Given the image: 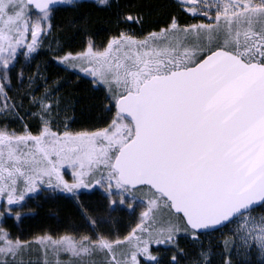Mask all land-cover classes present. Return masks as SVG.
Here are the masks:
<instances>
[{
	"label": "snow or ice",
	"instance_id": "snow-or-ice-1",
	"mask_svg": "<svg viewBox=\"0 0 264 264\" xmlns=\"http://www.w3.org/2000/svg\"><path fill=\"white\" fill-rule=\"evenodd\" d=\"M64 5L0 0V216L43 194L79 222L34 241L0 227V264H264V132L245 143L264 124V0L118 4L99 42L74 19L81 47L50 49L52 76L31 61ZM138 205L126 234L105 230Z\"/></svg>",
	"mask_w": 264,
	"mask_h": 264
},
{
	"label": "trees",
	"instance_id": "trees-1",
	"mask_svg": "<svg viewBox=\"0 0 264 264\" xmlns=\"http://www.w3.org/2000/svg\"><path fill=\"white\" fill-rule=\"evenodd\" d=\"M140 2L141 0H108L110 7L104 8L103 6H98L96 1H84L79 8H73L71 7V1H65V5L57 10L55 16V23L60 27L53 29L45 42L44 48L41 49V54L31 61V65L34 67L38 66L39 71L44 74L55 76V74L59 73L61 76H66L67 73L61 71L62 66L56 64V58L53 57L50 49H55L65 42L69 44V49L66 50L80 49L82 43L81 35L76 33L74 29L71 32L68 30L69 22L74 19H77L78 23H83L84 20L89 21L87 24L88 31L95 34L96 40L99 42L107 34L106 30L113 26L109 21L115 20L116 5L135 7ZM79 13L84 14L82 19H78ZM9 126L18 127L16 124H10ZM84 199L94 203L98 196L84 197ZM16 210L21 212L20 218L16 221L14 220L16 218L15 212L11 219L5 217L7 224L5 229L6 232L11 234L12 238H18L17 236L22 233L28 234L26 238L29 240L25 238V241H33L31 239L36 238L38 235L35 233L40 231L46 234L63 233L70 222H79V218L75 216V209L72 207L71 201L66 200L63 196H54L47 199L44 198L43 194L39 197L32 196L22 202V206ZM138 212V208L136 212L116 209L111 213L112 220L105 226V230L110 229L114 238H120L133 225ZM15 230L18 233H14ZM202 240L205 245H208L210 241L213 245L217 242L221 245L223 244L220 232L202 237ZM181 247L188 252L192 250L191 245L183 240H181ZM153 251L154 254L158 251L164 257L170 258L172 255L170 250H166L163 247L158 250L154 247ZM32 260L35 261L36 259ZM218 260L219 256L217 255L216 261L218 262ZM181 264H188L187 259L181 261Z\"/></svg>",
	"mask_w": 264,
	"mask_h": 264
},
{
	"label": "rangeland",
	"instance_id": "rangeland-1",
	"mask_svg": "<svg viewBox=\"0 0 264 264\" xmlns=\"http://www.w3.org/2000/svg\"><path fill=\"white\" fill-rule=\"evenodd\" d=\"M70 172H71V169H65V173H66V175H69V178H70ZM137 208L139 209V211L141 210V207L138 205L137 206ZM14 212L15 211H13V213H12V215H14ZM16 217V216H15ZM14 220L16 221V220H18L17 218H14ZM0 221H2V222H0V227H2L5 231H6V229H5V225H7L6 224V221H5V217H3V216H0ZM228 227H232V225H229ZM227 228H224L222 231L223 232H225V233H227ZM14 233H18V231L17 230H15V232ZM30 234V233H29ZM35 234H38L37 235V237H39V236H41V234H46V233H41V231L40 232H37V233H35ZM28 234H26V233H22V234H20V235H16L19 239H21V240H24L25 238H26V236H27ZM34 235V234H33ZM27 239V238H26ZM27 240H29V239H27ZM26 240V241H27ZM31 240H33L34 241V239H31ZM35 246V245H34ZM154 247H156V246H153V248ZM41 251L42 252V250L41 249H39L38 248V246H35V249H34V247H33V249H32V256H31V259H37V255H36V253H37V251ZM60 259H67V257H59ZM25 259H28V257H25ZM40 259L41 260H43L44 259V257H43V255H41L40 256ZM48 259H51L52 261H53V264H55V260L57 259V257L54 255V254H50L49 255V257H48ZM144 258L142 257L141 258V260H143Z\"/></svg>",
	"mask_w": 264,
	"mask_h": 264
},
{
	"label": "water",
	"instance_id": "water-1",
	"mask_svg": "<svg viewBox=\"0 0 264 264\" xmlns=\"http://www.w3.org/2000/svg\"><path fill=\"white\" fill-rule=\"evenodd\" d=\"M66 1V0H65ZM71 1V0H69ZM84 1H96V0H84ZM264 132V124L258 127H253L248 130L247 136L245 137V143L256 140V138ZM256 149L259 153V158L264 159V145L256 144Z\"/></svg>",
	"mask_w": 264,
	"mask_h": 264
},
{
	"label": "bare ground",
	"instance_id": "bare-ground-1",
	"mask_svg": "<svg viewBox=\"0 0 264 264\" xmlns=\"http://www.w3.org/2000/svg\"><path fill=\"white\" fill-rule=\"evenodd\" d=\"M66 1H69V0H66Z\"/></svg>",
	"mask_w": 264,
	"mask_h": 264
}]
</instances>
